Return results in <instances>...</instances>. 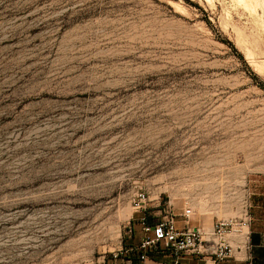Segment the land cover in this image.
Returning <instances> with one entry per match:
<instances>
[{
	"label": "rangeland",
	"instance_id": "374dc122",
	"mask_svg": "<svg viewBox=\"0 0 264 264\" xmlns=\"http://www.w3.org/2000/svg\"><path fill=\"white\" fill-rule=\"evenodd\" d=\"M263 178L264 0H0V264L113 261L138 192L206 222Z\"/></svg>",
	"mask_w": 264,
	"mask_h": 264
},
{
	"label": "built area",
	"instance_id": "2783aa9c",
	"mask_svg": "<svg viewBox=\"0 0 264 264\" xmlns=\"http://www.w3.org/2000/svg\"><path fill=\"white\" fill-rule=\"evenodd\" d=\"M134 207L138 215L134 223L127 228V235L133 238L137 223L142 230L138 243L126 244L113 252V261L125 256H135L132 264H146L150 259H164L169 264H184L186 255H195L198 258L211 257L214 264H230L236 260L234 245L231 238L235 235H247L246 228L250 223L248 217H228L217 219L213 230L202 231L191 225L194 211L185 206L177 210L172 204H167L164 214L159 219H152L148 212V198L145 192L140 191L134 199ZM183 218L184 225H178V219ZM246 264H254L251 259Z\"/></svg>",
	"mask_w": 264,
	"mask_h": 264
},
{
	"label": "crops",
	"instance_id": "0c3cea01",
	"mask_svg": "<svg viewBox=\"0 0 264 264\" xmlns=\"http://www.w3.org/2000/svg\"><path fill=\"white\" fill-rule=\"evenodd\" d=\"M264 181L263 179H258V181ZM249 208L244 213L243 217L250 218V223L246 228L247 235L240 236L235 235L231 238V241L234 245V255L236 260H232L230 264H246V260L251 259L254 264H264V184L257 183L255 190L252 192V195L249 200ZM171 204V203H168ZM167 206V205H166ZM165 206V207H166ZM164 207V208H165ZM173 207L177 210H182L184 206H176L173 204ZM191 225L194 227L200 228L202 231L210 232L213 230L214 223L216 219L212 221H203L200 215H195L191 217ZM178 225L183 226V218L178 219ZM135 232L133 238H129V241L126 244H135L138 243L142 236L141 227L135 223ZM124 245V244H123ZM122 247V246H121ZM136 260L135 256H125L123 254L122 258L118 261H112L110 259L99 260L87 264H132ZM146 264H169L164 261V259H150ZM184 264H214L211 257L207 258H198L195 255H186L184 257Z\"/></svg>",
	"mask_w": 264,
	"mask_h": 264
},
{
	"label": "bare ground",
	"instance_id": "6f19581e",
	"mask_svg": "<svg viewBox=\"0 0 264 264\" xmlns=\"http://www.w3.org/2000/svg\"><path fill=\"white\" fill-rule=\"evenodd\" d=\"M251 62H252V60H251Z\"/></svg>",
	"mask_w": 264,
	"mask_h": 264
}]
</instances>
